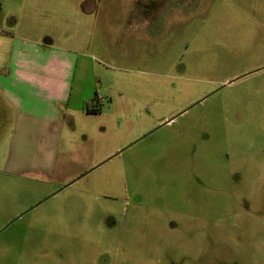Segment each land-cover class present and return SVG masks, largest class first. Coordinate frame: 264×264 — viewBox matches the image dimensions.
<instances>
[{"label":"rangeland","instance_id":"374dc122","mask_svg":"<svg viewBox=\"0 0 264 264\" xmlns=\"http://www.w3.org/2000/svg\"><path fill=\"white\" fill-rule=\"evenodd\" d=\"M2 1L78 49V152L1 146L0 264H264V0Z\"/></svg>","mask_w":264,"mask_h":264},{"label":"crops","instance_id":"0c3cea01","mask_svg":"<svg viewBox=\"0 0 264 264\" xmlns=\"http://www.w3.org/2000/svg\"><path fill=\"white\" fill-rule=\"evenodd\" d=\"M77 69V48L2 28L0 128L5 120L7 129L0 133V149L7 146L5 169L15 174L36 170L48 181L46 173L62 182L53 170L57 156L78 152L70 133L78 113V90L73 89ZM64 136L68 148L61 146Z\"/></svg>","mask_w":264,"mask_h":264},{"label":"trees","instance_id":"16d2710c","mask_svg":"<svg viewBox=\"0 0 264 264\" xmlns=\"http://www.w3.org/2000/svg\"><path fill=\"white\" fill-rule=\"evenodd\" d=\"M10 19H13V20H14V17H13V16H10V17H9V22H10V24H13L12 21H10ZM1 30H2V28L0 27V31H1ZM88 111H89V110H88ZM93 111H95V110H93Z\"/></svg>","mask_w":264,"mask_h":264}]
</instances>
